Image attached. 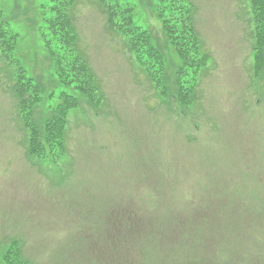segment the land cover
Segmentation results:
<instances>
[{
    "label": "rangeland",
    "instance_id": "obj_1",
    "mask_svg": "<svg viewBox=\"0 0 264 264\" xmlns=\"http://www.w3.org/2000/svg\"><path fill=\"white\" fill-rule=\"evenodd\" d=\"M131 1L136 22L160 39L155 0ZM189 1L209 59L197 74L188 108L159 96L93 0L74 3L70 14L78 47L94 72L101 102L90 104L80 96L69 113L66 150L58 157L26 152L16 101L7 90L13 69L0 61V253L16 241L31 264L133 262L134 247L124 256L127 248L116 225L109 239L105 224L111 217L137 214L145 232H153L156 218H168L170 226L206 207L221 214V229L236 225L228 240L216 238L209 249L214 264H264L262 254L255 261L249 255L222 261L232 251L225 241L249 254L264 246V215H249L264 210V73L259 78L252 70L249 1ZM0 7L14 18L15 0H0ZM18 30L17 57L27 75L50 84L54 63L39 34L25 32L24 25ZM59 88L49 85L43 91L39 110L44 115L57 99L50 101L47 91ZM139 243L138 251L148 255ZM110 251L123 256L108 262Z\"/></svg>",
    "mask_w": 264,
    "mask_h": 264
},
{
    "label": "trees",
    "instance_id": "obj_2",
    "mask_svg": "<svg viewBox=\"0 0 264 264\" xmlns=\"http://www.w3.org/2000/svg\"><path fill=\"white\" fill-rule=\"evenodd\" d=\"M76 1L15 0L17 11L14 18L9 17L0 7V61L13 69V83L7 90L16 101V119L23 131L22 144L26 146V152L30 156L40 158L49 154L51 157H58L63 154L66 150L65 133L69 113L79 104L80 96L90 104L101 102L94 72L78 47V35L70 14ZM93 1L104 14L105 25L111 32L121 36L124 48L134 56L159 96L165 100L172 99L183 108L192 105L196 94L197 74L206 65L209 56L201 50L200 39L193 23L191 2L155 0L152 12L160 23L162 35L159 39L148 25L143 26L136 22V5L131 0ZM248 1L254 30L252 70L256 77L261 78L264 73V0ZM22 15H26V18L19 19ZM23 25L25 32L39 34L46 53L54 63L50 72V84H42L37 77L27 75L17 57L21 47V33L18 28ZM49 85L60 88L47 91L50 101L55 97L57 99L53 105H48L49 108L46 106L44 115L39 108L42 105V93ZM200 209L202 212L196 215H181L170 226H166L168 218H156V229L153 232H145L146 224L137 220V214L125 213L111 217L109 223L105 224L107 234L111 230L109 239L114 237L113 225H116L118 237L120 241L123 239V246L127 248L124 256H131L128 246L134 247L133 262L129 259L118 261L122 264H138V260L145 261L144 264H214L209 258L212 256L209 249L216 243V238L218 241L228 240L231 237L229 232L236 225L228 223V228L223 230L219 224L221 214L211 208ZM216 213L218 215H214ZM255 214L262 216L264 210L249 212V215ZM262 220L264 221V216ZM241 229L238 225L236 234H240ZM143 232L147 235L137 240ZM234 238L239 240L240 237L236 238L234 235ZM139 242H143L139 250L147 251L148 255L143 257L138 251L137 245L142 244ZM111 244L115 245L116 241ZM224 244L230 246L232 251L230 258L222 260L223 262H237L248 255L251 258L249 261L259 259L261 254L264 257V246L260 254H249L228 241ZM111 252L108 262L109 259L115 261L118 256H123L111 255ZM136 252L139 257H135ZM2 259L4 264H30L20 256L16 243L10 244L2 254ZM217 262L220 264L221 261Z\"/></svg>",
    "mask_w": 264,
    "mask_h": 264
}]
</instances>
